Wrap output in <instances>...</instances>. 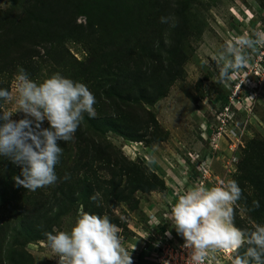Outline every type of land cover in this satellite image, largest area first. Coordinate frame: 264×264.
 Segmentation results:
<instances>
[{
	"label": "rangeland",
	"instance_id": "rangeland-1",
	"mask_svg": "<svg viewBox=\"0 0 264 264\" xmlns=\"http://www.w3.org/2000/svg\"><path fill=\"white\" fill-rule=\"evenodd\" d=\"M162 16L175 27L172 20L160 23ZM52 23V29L43 25ZM253 30L264 31V0H0V88L15 97L23 67L38 84L56 73L84 83L95 96L96 117L106 112L99 105L103 88L117 81L113 92L120 97L117 126L89 128L84 113L73 138L58 141L56 184L28 191L14 179L21 168L0 159V202L14 214L4 224L10 231L0 232V264H58L46 233L70 230L82 213L108 215L130 254L150 218L160 215L189 153L209 158L215 175L238 183L237 228L264 225V46L248 50L247 64L223 82L215 59L226 42ZM138 58L142 83L123 84L117 68L132 69ZM157 78L175 80L164 96L143 103L146 111L120 105ZM0 109L13 111L14 104ZM22 118V112L11 116ZM217 125L221 135L212 151L208 138Z\"/></svg>",
	"mask_w": 264,
	"mask_h": 264
},
{
	"label": "clouds",
	"instance_id": "clouds-1",
	"mask_svg": "<svg viewBox=\"0 0 264 264\" xmlns=\"http://www.w3.org/2000/svg\"><path fill=\"white\" fill-rule=\"evenodd\" d=\"M170 20L175 27L173 18L160 17V23ZM261 46L264 31L245 32L226 42L215 57L217 82L230 79L247 64L248 50ZM15 93L14 97L8 89L0 88V105L14 104L13 111L0 109V159L19 166L16 184L34 192L57 183L55 168L63 151L58 141L73 138L84 113L95 117L96 99L84 83L56 73L38 84L23 67H18L15 76ZM16 112H22L24 118L12 120ZM45 121L48 127H43ZM68 178L65 175L64 179ZM241 195L238 183L229 179L210 188L193 186L179 196L171 207V218L172 228L184 239L182 247L188 250L184 264H205L209 255L215 258L218 251H235L242 246L245 250L232 257L231 264H264V225L257 224L248 231L234 224L233 206ZM99 196L96 193L90 199L95 202ZM165 235L170 237L171 232ZM46 238L58 264H132L108 215L82 213L70 230L53 229Z\"/></svg>",
	"mask_w": 264,
	"mask_h": 264
},
{
	"label": "built area",
	"instance_id": "built-area-1",
	"mask_svg": "<svg viewBox=\"0 0 264 264\" xmlns=\"http://www.w3.org/2000/svg\"><path fill=\"white\" fill-rule=\"evenodd\" d=\"M224 124L225 121H222ZM220 124V126H221ZM217 125L215 134L212 138H208L212 142L209 145V150H217V142L219 138L217 135H221V127ZM189 161L185 164L183 174H181L177 180H173L165 192V200L162 204L163 209L159 216L152 217L148 221L149 227L146 230H151L152 227L155 229L162 228V231H144L139 241L135 245H131L133 251L130 253L132 264H163V261H169V264H184V259L188 255V250L184 249V239L178 235L173 227L171 218V207L177 202L179 196L185 194V192L193 187L203 185L205 187H212L219 184L221 180H224L220 176L213 173L211 166L212 163L209 158L201 157L199 153H189ZM180 172V171H179ZM173 229V230H172ZM171 232V236H166L165 232ZM237 252L235 251H218L215 253V258L209 255L205 264H225L224 259L231 262V258Z\"/></svg>",
	"mask_w": 264,
	"mask_h": 264
},
{
	"label": "trees",
	"instance_id": "trees-1",
	"mask_svg": "<svg viewBox=\"0 0 264 264\" xmlns=\"http://www.w3.org/2000/svg\"><path fill=\"white\" fill-rule=\"evenodd\" d=\"M47 29L48 28H54L55 23H52L51 25H46L43 24ZM57 25H63L62 22H58ZM44 26H40V28L44 29ZM153 52V51H152ZM141 57V56H139ZM109 56L105 55L103 57V59H106L108 61ZM126 63V62H123ZM142 67H143V62L141 58H138V63L136 62V64H134V67L132 69H127L124 72L122 71L121 67L117 68L118 69V73L117 77H126L124 78V82L123 84H127L128 82H133L135 81L136 84L140 85L142 83V80L144 79V75L146 74L145 72L142 71ZM129 76H128V74ZM173 80H175V78L167 81V82H172ZM102 81L108 82L106 79L102 78ZM147 81V80H146ZM164 81L163 78H157L155 79L153 82L147 83L145 84V86L143 88H137L134 92H133V96L129 97L127 101H123V103H121L120 105H124L127 107H131V106H135V105H139V107L142 108L143 111H146V109L143 106V103H150V102H154L156 101L159 97L164 96L166 94V83ZM168 84V83H167ZM170 84V83H169ZM118 86V82H114V84H111V86L108 88V90L106 89H102V102L99 103V105H102V109L105 108V114H102V118L101 117H94V118H89L86 117L85 120L89 121L90 125L89 128H94L99 129V126L102 125L105 127H111L114 128L113 126H117V113H119V103L118 100L120 99L118 94H114V90L115 88H117ZM124 86V85H123ZM123 86H121V90L123 89ZM151 88V89H150ZM109 99H111V102H109ZM141 105V106H140ZM116 111V113H115ZM109 112H114L113 116H110ZM99 125V126H98ZM21 200H23V198H20ZM26 201H29L28 199H24ZM43 203L42 200L39 201V205H41ZM6 204V203H5ZM4 203L0 202V232H4L5 230H7V232L10 231V228H5L4 224H9V221L13 220L14 218V214L12 210H8V208L3 209V205H5ZM16 216V215H15ZM41 218L44 219H48V217L45 214H42ZM10 227V226H9ZM16 230H13L14 234H15ZM16 236V235H15ZM17 239H22V237L20 235L16 236ZM10 250H13V247L11 246L9 248ZM1 256V253H0Z\"/></svg>",
	"mask_w": 264,
	"mask_h": 264
}]
</instances>
